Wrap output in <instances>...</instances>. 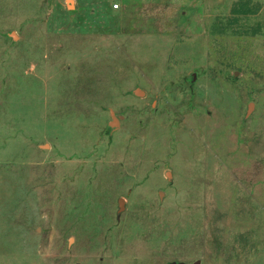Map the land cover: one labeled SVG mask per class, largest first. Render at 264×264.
Instances as JSON below:
<instances>
[{
  "label": "rangeland",
  "instance_id": "obj_1",
  "mask_svg": "<svg viewBox=\"0 0 264 264\" xmlns=\"http://www.w3.org/2000/svg\"><path fill=\"white\" fill-rule=\"evenodd\" d=\"M196 260L264 264V0H0V264Z\"/></svg>",
  "mask_w": 264,
  "mask_h": 264
},
{
  "label": "water",
  "instance_id": "obj_2",
  "mask_svg": "<svg viewBox=\"0 0 264 264\" xmlns=\"http://www.w3.org/2000/svg\"><path fill=\"white\" fill-rule=\"evenodd\" d=\"M67 7L71 8L72 7V0H67ZM136 95H140L141 93H139L138 91L135 92ZM251 107V106H250ZM113 119L116 121V119L113 117ZM112 125V124H111ZM123 203L124 201L122 199H118V208L119 211L123 208ZM192 264H200L199 260L194 261Z\"/></svg>",
  "mask_w": 264,
  "mask_h": 264
},
{
  "label": "built area",
  "instance_id": "obj_3",
  "mask_svg": "<svg viewBox=\"0 0 264 264\" xmlns=\"http://www.w3.org/2000/svg\"><path fill=\"white\" fill-rule=\"evenodd\" d=\"M119 7V3L115 2L112 4L113 9H117Z\"/></svg>",
  "mask_w": 264,
  "mask_h": 264
},
{
  "label": "bare ground",
  "instance_id": "obj_4",
  "mask_svg": "<svg viewBox=\"0 0 264 264\" xmlns=\"http://www.w3.org/2000/svg\"><path fill=\"white\" fill-rule=\"evenodd\" d=\"M140 93V92H139ZM114 120V119H113ZM113 123H115V120L113 121Z\"/></svg>",
  "mask_w": 264,
  "mask_h": 264
}]
</instances>
